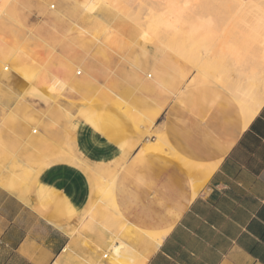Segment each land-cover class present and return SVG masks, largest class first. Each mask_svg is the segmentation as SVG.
I'll return each instance as SVG.
<instances>
[{
  "label": "crops",
  "instance_id": "0c3cea01",
  "mask_svg": "<svg viewBox=\"0 0 264 264\" xmlns=\"http://www.w3.org/2000/svg\"><path fill=\"white\" fill-rule=\"evenodd\" d=\"M19 12L7 20L9 25L14 24L15 31L24 27L18 23L22 16ZM49 18L48 12H33L24 30L41 26L48 38L53 31ZM50 47L46 43L47 54L52 51ZM12 79L0 89V145L12 143L15 152L24 155L32 148L20 145L19 148L16 144L33 142L29 127L4 119L22 95L17 78ZM180 96L177 93V100L168 104L157 125L158 131L179 151L175 144L191 133V137L187 136L190 142L184 146L188 149L193 144L200 146L193 158L202 157L207 162L219 158L195 195L180 165L155 153L150 154L155 166L134 155L116 179L115 210L126 223L117 218L116 212L110 219H97V212L83 218L82 209L88 197L86 185H80V177L66 166L44 169L36 183L24 177L17 185L18 191L0 183V264H110L103 252L115 237L144 255V264L153 257L159 264H264V103L250 122L237 130L238 118L225 119L218 114L216 105L204 116L182 119ZM182 120L186 126H182ZM233 120L231 127L226 125L225 121ZM185 147L184 154L190 153ZM49 148L46 145L44 150ZM52 157L47 154L41 162ZM14 158L20 159L18 155ZM73 159V167L83 169V158ZM63 160L59 157L56 162L71 165L70 160ZM11 164L5 166L10 170ZM71 175H74L72 183ZM52 191L56 198L48 195ZM67 203L73 209L64 210L62 215L45 209L65 208ZM137 232L163 236L160 243L150 246L131 237Z\"/></svg>",
  "mask_w": 264,
  "mask_h": 264
},
{
  "label": "rangeland",
  "instance_id": "374dc122",
  "mask_svg": "<svg viewBox=\"0 0 264 264\" xmlns=\"http://www.w3.org/2000/svg\"><path fill=\"white\" fill-rule=\"evenodd\" d=\"M102 1L107 19L120 17L126 29L131 31L148 25L149 16L167 14L170 5L176 12L186 10L185 6L192 11L194 9L192 4L196 6L199 0H195L196 2L192 0L191 6L189 0ZM139 1H142L143 5ZM177 2L179 6L176 5ZM3 4H6L7 10L3 12L0 4V14L3 12L2 16L5 17L0 19V89L4 87V83H11L12 78L16 77L22 93L25 90V93L17 97L4 119L26 124L29 127V134L33 136V142L16 144L17 147L20 145L23 148L27 146L32 148L31 153L24 155L15 152L12 143L0 145V175L7 172L4 166L17 155L20 157L18 165L24 167L25 180L30 179L31 183H36L39 174L48 167L66 166L80 177V185H86L84 188L87 189L88 197L81 216L84 218L91 215L89 208L99 194L105 209L103 206L100 207L102 210L97 212V219H110L116 210L104 200L106 194L104 178L100 185H97V178L101 175L103 177L114 175L116 182L123 167L134 155L137 156V151L142 148L143 143L147 142L146 140H157L155 135L160 134L157 132L159 127L157 125L162 121L163 112L169 103L177 100V80L174 70L170 69L176 66V62L178 63L176 43L161 44L156 41V37H153L152 41L149 38L145 41L144 37L143 40L141 37L138 40L129 37L125 45H119L122 47L107 50L96 43L97 37L102 33V24H89L88 30L78 28L80 23L84 27L83 21L86 19L83 13L81 14V8L76 0H16L15 6L12 0H3ZM178 7L183 9L180 10ZM15 9H18V12ZM19 10L22 16H19L21 20L18 23L24 27L21 30L18 27L15 31L14 24L9 25L7 20L14 18V13H20ZM100 10L103 9H96V14L98 11L100 13ZM41 11L49 13L48 20L52 23L50 27H53V31L49 32L48 38L41 26L24 30L25 23L32 13ZM190 11L181 13L187 16ZM5 13L7 15H4ZM137 14L140 18H137ZM79 19L76 26L75 21ZM91 27L94 29L91 30ZM160 32L157 33V38L161 37ZM46 43L52 47L48 54ZM38 72H45L47 75L38 77L36 76ZM185 72L186 82L182 84L178 94L185 93L184 88L188 80L194 76V62L188 61ZM46 79L63 95L59 105L65 108L66 112L69 110L74 114L72 125L69 127L66 112L59 106L51 107L49 104L46 97L49 94ZM111 90L115 91L123 107L111 100L98 98L109 96ZM95 98L97 100L92 101ZM214 105L215 102L207 107L208 111L206 110L204 115ZM160 106L157 120L148 126L147 121H144L145 111H155ZM126 108L136 120L125 112ZM225 122L230 127L233 125L232 121ZM131 143L137 145L130 150ZM46 145L50 147L48 150H44ZM47 154L53 155V159L44 160L42 163L41 158ZM77 156L83 158L82 162L85 163L83 169L78 170V167L74 168L72 165L73 158ZM59 157L64 159V162L70 160L71 165L56 162ZM118 157L120 158L116 161ZM115 167L117 173H113ZM73 178L74 175H71V183ZM48 195L56 198L53 191ZM49 208L57 215H62L64 210L73 209L70 203H67L65 208L45 207L46 211Z\"/></svg>",
  "mask_w": 264,
  "mask_h": 264
},
{
  "label": "bare ground",
  "instance_id": "6f19581e",
  "mask_svg": "<svg viewBox=\"0 0 264 264\" xmlns=\"http://www.w3.org/2000/svg\"><path fill=\"white\" fill-rule=\"evenodd\" d=\"M0 1L1 9L4 12L7 10L6 4H3V0ZM141 2L139 1L140 4H142ZM178 2L176 3V5L178 4ZM12 3L13 6H15L16 0H12ZM76 3L81 8V14L83 13L84 19H86L85 21H83L84 27L82 26V23H80L78 25V28L88 30L89 24H102V33L100 37H97L96 43L101 44L102 46L106 47V49L108 48L110 50H113L115 49V47H122L119 45H125V42L129 37H131L132 39L137 38V40L139 39V37H141L140 39L143 40L144 37L145 41H147V38L152 41L153 37H156V41H159L161 44L166 45L167 43L171 42L176 43L175 52L177 55L176 57L178 63L176 62V66L171 67L170 69L174 70L175 72V80H177L176 90L178 92L182 89V84L186 82L185 77L187 72L185 71L187 69L188 61L194 62L195 74L188 80V83L184 88L185 93L181 94L180 96L181 102L179 106V116L182 119L185 116H188V118H190L194 115H204L207 107L215 102L218 114L224 116L225 119L238 118L239 123L237 130H241L250 122L259 108L263 105L264 0H199L196 3V6L195 4H192V0H189V6H191V4L192 6L194 5V9L192 11H190L191 9H188V6H185L186 10H184L182 7H178L180 10L183 9V11L181 10V12L190 11L187 16L182 15L183 13L179 11L176 12L174 10L175 8L173 9V7L171 9L170 5V7L167 6L169 7L170 11L167 14L164 13L165 16L164 14H156L152 17L149 16L150 20L148 22V25L145 24V27L139 26V30L138 28L133 30L130 29L131 31H129V29H126L120 17L107 19V13L106 11H104L105 7L102 4V0H76ZM100 8L103 10H100V13L98 11V13L96 14V9ZM160 10H162V8H160ZM152 11L154 12V10ZM3 12L0 14V19H5V17L2 16ZM128 14H130V12ZM137 16V18H140L138 14ZM133 18L135 17L133 16ZM79 21L80 19L78 21H75L76 26ZM90 29L93 30L94 27L93 29L92 27ZM158 31L162 32L160 38H157L156 36L157 33L159 34ZM148 33L150 35H148ZM22 49H24V47H22ZM42 73L38 72L36 76L39 77L40 75H47L44 74L45 72L43 74ZM33 81H35V79H33ZM45 83L47 84L46 88L49 89V94L45 96L49 100L50 106H59L64 112H66V109L59 105V102H61L63 95L54 89L48 79L45 80ZM24 91L23 93H25ZM98 98L107 101L111 100L123 107V104L120 102V100H118V97L114 90H111V94L109 96H99ZM96 100L97 98L93 99L92 101ZM63 106L66 107V105ZM121 106L117 105V107L119 108ZM160 109L161 106L155 111H145V114L143 116L145 119L144 121H147L148 126H151L153 124V122L159 115ZM126 110L127 111L125 112L130 114L133 119L136 120V117L130 113V110H128L127 108ZM66 115L67 120H65L68 123L67 127H69L70 125H72L74 114H72V112L68 110L66 112ZM181 122L182 126H186L183 120ZM178 125L180 126V124ZM157 132L160 133V131ZM162 133L163 132L158 134V136L155 135L157 137V140H146L147 142L143 143L142 148L137 153V158L147 163L148 165L154 163H152V157L150 155L153 153L160 155L163 154L173 159L180 165L185 173V176L188 177L191 186V188L189 186V188L191 189L190 191L193 195H195L200 187L208 179L212 171L215 169L219 158L217 157L216 160L210 162L203 160L201 156L200 159L193 158V156L197 155L196 151L200 150V146L197 145L196 147V145L194 144L192 145L193 148L189 147L191 152L188 154H184V143L190 142L189 138L191 137V133L190 135H187L190 137L186 136L184 139L178 141L175 144L178 148H180V151L176 150V147L170 145L167 141V138H165ZM177 137L181 138L182 136L180 134H177ZM131 144L132 146L130 147V150L135 145H137L134 143ZM65 153L68 154L67 152ZM120 155L123 156V154L121 153ZM119 158L120 157L116 158L115 160L117 161ZM11 163V170L8 169V166H4L7 172L4 175H0V183H2V185L10 189L11 191H18L17 185L18 183L22 182L25 177L23 173L24 167H22V165L19 166V162L16 161L14 157H12ZM117 171V167H115V171H113V173H117ZM146 171L147 170H145V172ZM113 176L110 175L109 177H103L101 175L99 178H97V185H100L103 181L102 179L104 178V191H106L104 200H106V202H108L115 208L116 203H114L113 197L115 177ZM127 191H129V189ZM131 191L133 190L131 189ZM102 201L103 200L98 194L96 201L91 204L89 208L91 215L94 213L96 214V212H100L102 210L100 208L103 206ZM129 206H131V204ZM103 208L105 209L104 206ZM116 215L118 216L117 218L121 219L122 222H127H125V220L118 212H116ZM104 216L106 217L105 214ZM131 217L133 218V216H130V218ZM127 232L129 231L127 230ZM162 236L163 234H158L155 232H137L131 237L133 239H139L144 244L155 246L156 244L160 243ZM103 253L108 257V262L110 264H144L146 260V257L144 255L139 254V252L134 247L128 245L118 237H115L114 240H112L108 247L105 248Z\"/></svg>",
  "mask_w": 264,
  "mask_h": 264
},
{
  "label": "snow or ice",
  "instance_id": "6c2138e0",
  "mask_svg": "<svg viewBox=\"0 0 264 264\" xmlns=\"http://www.w3.org/2000/svg\"><path fill=\"white\" fill-rule=\"evenodd\" d=\"M148 264H159V261L153 257L149 259Z\"/></svg>",
  "mask_w": 264,
  "mask_h": 264
}]
</instances>
